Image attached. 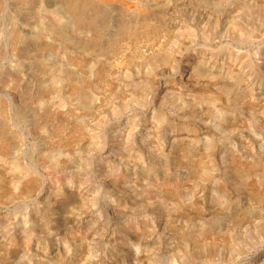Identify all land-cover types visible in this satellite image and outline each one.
Segmentation results:
<instances>
[{
  "label": "rangeland",
  "instance_id": "374dc122",
  "mask_svg": "<svg viewBox=\"0 0 264 264\" xmlns=\"http://www.w3.org/2000/svg\"><path fill=\"white\" fill-rule=\"evenodd\" d=\"M0 264H264V0H0Z\"/></svg>",
  "mask_w": 264,
  "mask_h": 264
},
{
  "label": "bare ground",
  "instance_id": "6f19581e",
  "mask_svg": "<svg viewBox=\"0 0 264 264\" xmlns=\"http://www.w3.org/2000/svg\"><path fill=\"white\" fill-rule=\"evenodd\" d=\"M127 4H128V3H127ZM127 4H126V5H127ZM127 7H130V6L127 5ZM200 97H201V96H200Z\"/></svg>",
  "mask_w": 264,
  "mask_h": 264
}]
</instances>
